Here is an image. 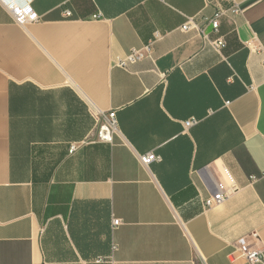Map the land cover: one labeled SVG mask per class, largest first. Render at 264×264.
<instances>
[{
	"label": "crops",
	"instance_id": "crops-1",
	"mask_svg": "<svg viewBox=\"0 0 264 264\" xmlns=\"http://www.w3.org/2000/svg\"><path fill=\"white\" fill-rule=\"evenodd\" d=\"M236 2L213 33L205 0H32L25 26L0 0V264H250L240 249H264V0ZM190 18L221 53L182 31Z\"/></svg>",
	"mask_w": 264,
	"mask_h": 264
},
{
	"label": "built area",
	"instance_id": "built-area-1",
	"mask_svg": "<svg viewBox=\"0 0 264 264\" xmlns=\"http://www.w3.org/2000/svg\"><path fill=\"white\" fill-rule=\"evenodd\" d=\"M6 9L11 13L16 24L25 26L28 24L37 23L41 20V17L33 7L32 0H1ZM70 1V0H68ZM207 5L215 7V13L211 18H206L205 21L211 26L213 33H218L220 28V21L223 17H236L241 14L240 7L236 0H205ZM228 5V7L225 6ZM66 16L70 17L71 12L66 11ZM182 31L188 33L191 31H197L203 39L211 45V47L217 52L221 53L225 47V40L223 38L210 39L209 33L198 26L194 19H187V22L182 27ZM254 52L264 55V50L261 47L252 48ZM152 53L151 44L143 49H133L126 57L118 58L115 60L114 65L121 68H128L131 65L139 63L149 57ZM264 68V58L262 61ZM97 120V139L102 142H112L113 134L117 131V118L115 112H109L107 114L101 113L96 117ZM198 120L191 119L184 122L185 129L196 125ZM161 159L155 154H147L140 156V162L145 167H148L155 161ZM228 195L223 192L215 194L213 197L208 198L205 201V205L208 209L218 207L226 199ZM114 226L117 227L121 224L120 220H114ZM245 260L250 264H264V249L252 250L249 246H243L240 249ZM197 264H206L203 258Z\"/></svg>",
	"mask_w": 264,
	"mask_h": 264
}]
</instances>
